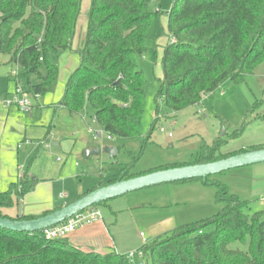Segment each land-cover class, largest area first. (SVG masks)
Returning a JSON list of instances; mask_svg holds the SVG:
<instances>
[{"label": "trees", "instance_id": "obj_1", "mask_svg": "<svg viewBox=\"0 0 264 264\" xmlns=\"http://www.w3.org/2000/svg\"><path fill=\"white\" fill-rule=\"evenodd\" d=\"M82 5L83 0H0V53L10 56V62L19 68L31 96L54 91L60 71L50 56L73 49ZM159 14L154 0H91L84 42L76 49L80 64L67 81L60 105L76 114L87 100L108 137L124 141L139 138L146 79L137 60L147 51L148 30ZM168 31L175 41L170 39L163 52L160 96L170 110L179 112L201 103L227 80L242 82L264 61V0H176L168 13ZM261 105L259 102L253 108L254 120H264V114L258 112ZM252 122L250 116L232 137L240 136ZM223 144L219 137L212 146L204 145L195 164L264 149L263 143L224 154L220 152ZM131 164L71 202L109 183L135 177ZM193 180L209 183L208 177L179 182ZM37 183L26 171L9 190H0V217L38 218H12L1 210L18 204ZM218 187L217 200L224 207L211 218L178 226L143 244L145 264H264L261 213L249 217L245 213L247 202ZM0 264L134 262L116 251H85L73 245L68 236L48 240L43 231L0 228Z\"/></svg>", "mask_w": 264, "mask_h": 264}, {"label": "rangeland", "instance_id": "obj_2", "mask_svg": "<svg viewBox=\"0 0 264 264\" xmlns=\"http://www.w3.org/2000/svg\"><path fill=\"white\" fill-rule=\"evenodd\" d=\"M154 1L160 14L154 17L148 30L147 51L137 60L146 79L139 138L129 141L117 137L109 139L107 132L96 122L94 109L87 100L76 114L60 105L67 81L80 64L76 49L84 42L91 0H83L73 49L50 56V62L60 71L58 82L54 91L32 97V113L6 106V100L16 88L12 73L17 66L10 62V56L0 53V133L7 127L11 135L4 137L3 142L12 146L7 149L16 156L19 174L29 170L35 177L47 179L27 204L41 203L47 209H60L77 195L110 181L122 167L131 163L134 164L132 173L136 176L167 166L193 165L202 147L212 146L219 137L224 141L220 149L224 154L249 150L264 143V130L257 127L259 124L253 125L254 130H251L255 121H262L254 120L253 108L259 102L261 108L264 107V61L242 82L225 81L199 104L179 112L167 107L160 96L164 76L161 61L171 39L168 13L176 0ZM42 65L45 75L46 64ZM31 80L36 83L35 77ZM21 86L30 89L26 81ZM261 108L258 112L264 114ZM7 114L9 119L6 120ZM250 116L253 118L251 128L248 126L240 136L232 137ZM155 120V128L151 130ZM25 137L28 141L24 140ZM54 141L59 143L58 146L53 145ZM43 142H48L47 150H44ZM88 146L101 149V152L86 157ZM107 147L117 149L118 153L111 157L105 151ZM1 156L5 160L3 151L0 159ZM208 178L209 183L193 180L151 186L97 205L105 221L103 231L113 242L111 248L128 255L143 245L141 233L150 241L178 226L213 217L224 207V203L217 200L218 185L248 203L245 213L249 217L261 213L264 220V162L230 169ZM7 188L9 190L10 185ZM161 221L162 224L158 223ZM100 238L107 239L106 235ZM133 262L145 264L138 257Z\"/></svg>", "mask_w": 264, "mask_h": 264}, {"label": "water", "instance_id": "obj_3", "mask_svg": "<svg viewBox=\"0 0 264 264\" xmlns=\"http://www.w3.org/2000/svg\"><path fill=\"white\" fill-rule=\"evenodd\" d=\"M105 151L114 157L118 150L107 147ZM101 149H89L85 156L99 154ZM264 162V149L239 153L215 162L185 165L135 176L126 180H118L106 186L99 187L81 198L57 209L45 216L32 220H12L0 217V228L14 232L34 233L53 227L80 211L106 202L115 197L165 183L179 182L197 178L206 179L230 169Z\"/></svg>", "mask_w": 264, "mask_h": 264}, {"label": "crops", "instance_id": "obj_4", "mask_svg": "<svg viewBox=\"0 0 264 264\" xmlns=\"http://www.w3.org/2000/svg\"><path fill=\"white\" fill-rule=\"evenodd\" d=\"M261 111H263L262 113H264V107L261 108ZM7 119H9V114H7V116H6V120ZM257 123L259 125H257ZM255 124L257 125V127H259V128L261 127L262 128L261 130H264V120L255 121L251 126H253ZM251 126L249 128H251ZM254 127L255 126H253L251 128V130H254ZM8 132H9V129H7V127H5V130L3 132L1 130V133H0V146H1L0 153L3 151L4 157H5V160L2 158V156L0 159V174H1L0 175V190H2V191H6L8 189L7 187H9V185H11V183L17 181L20 178L19 177L20 174L18 172L19 167H18V165H16V161H15L16 156L13 154L12 150L7 149L8 147H12V146H7L3 142L4 137L11 136L10 133H8ZM27 139H28L27 137L24 138V140H27ZM58 144L59 143L56 141L53 142L54 146H58ZM43 147H44V150H47L49 148L48 142H43ZM88 148H89V146H88ZM89 149H92V146ZM17 172H18V175H17ZM27 172H28V175L33 180H38V183L32 192L28 193L27 195H25L21 199L20 204H15L11 208L1 209L3 214H5L9 217L16 218L19 215H29V216L41 217L46 212L55 211V209L54 210L47 209L44 205H41V203H39L40 205H37V204L33 205L32 203L27 204L30 202L29 198L36 194L37 189L38 188L40 189V186H42V184H44V182H47V181H45L47 179H39V178L35 177L29 170ZM39 201H41V200H39ZM43 203H45V202H43ZM158 223L162 224L163 222L161 221ZM157 225H155L153 227H156ZM104 226H105V221L103 219V221H101V222L93 223L91 225H88L84 228L77 230L74 233H71L70 235H68V239L73 245H75V246H77V247H79L85 251H88V252H97V253L105 254V253L111 252L113 250L116 251L115 249L111 248L113 242L111 241V239H108V235H107L106 231H103ZM102 232H104L105 234ZM153 233H155V232H153ZM102 235H106L107 239L102 240L100 238V236H102ZM140 237L142 239V236H140Z\"/></svg>", "mask_w": 264, "mask_h": 264}, {"label": "built area", "instance_id": "obj_5", "mask_svg": "<svg viewBox=\"0 0 264 264\" xmlns=\"http://www.w3.org/2000/svg\"><path fill=\"white\" fill-rule=\"evenodd\" d=\"M172 41H175V38H171ZM20 70L17 67V70L12 73V76L16 80V88L10 97L6 100L5 104L7 107H17L20 110H23L25 113L29 114L33 110L32 97L28 90H25L21 86V81L19 80ZM40 95H35L39 97ZM110 139V137H109ZM23 174H20L19 177H22ZM102 215L98 207L93 206L89 207L83 211L78 212L70 218H67L65 221L43 230V234L46 239L54 240L58 238H63L71 233L76 232L77 230L84 228L88 225L101 221ZM142 242L146 244L148 241L145 239L143 233H141ZM127 257L133 260L135 257L144 259V252L140 248L137 252H130Z\"/></svg>", "mask_w": 264, "mask_h": 264}]
</instances>
